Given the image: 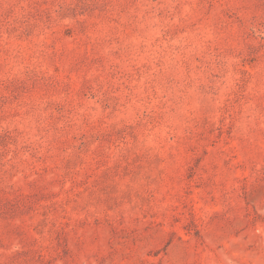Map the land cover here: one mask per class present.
I'll return each mask as SVG.
<instances>
[{"label": "rangeland", "instance_id": "374dc122", "mask_svg": "<svg viewBox=\"0 0 264 264\" xmlns=\"http://www.w3.org/2000/svg\"><path fill=\"white\" fill-rule=\"evenodd\" d=\"M0 264H264V0H0Z\"/></svg>", "mask_w": 264, "mask_h": 264}]
</instances>
